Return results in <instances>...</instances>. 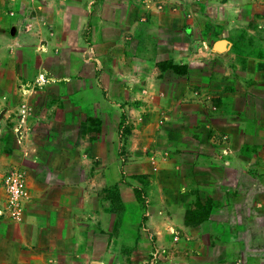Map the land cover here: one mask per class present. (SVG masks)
Instances as JSON below:
<instances>
[{
	"label": "rangeland",
	"instance_id": "374dc122",
	"mask_svg": "<svg viewBox=\"0 0 264 264\" xmlns=\"http://www.w3.org/2000/svg\"><path fill=\"white\" fill-rule=\"evenodd\" d=\"M141 1L146 7L139 12L125 5L124 20L173 15L183 30L173 37L182 44L200 40L201 50L187 45V62L158 63L162 92L111 91L101 81L90 90L81 76L29 74L31 91L17 87L6 95L11 106L0 104V151L7 159L1 215L23 220L7 208L5 181L13 172L28 193L24 211L37 190L48 197L57 186L83 207L80 188L66 184L84 179L92 195L98 191L87 198L91 212L76 215L74 231V220L62 229L42 220V264H264V61L245 59L262 55L264 28L250 33L242 12L233 19L210 0ZM153 34L164 45L172 40L156 26ZM217 39L229 47L216 51ZM187 211L207 218L174 221Z\"/></svg>",
	"mask_w": 264,
	"mask_h": 264
},
{
	"label": "crops",
	"instance_id": "0c3cea01",
	"mask_svg": "<svg viewBox=\"0 0 264 264\" xmlns=\"http://www.w3.org/2000/svg\"><path fill=\"white\" fill-rule=\"evenodd\" d=\"M95 1L98 3L94 4ZM134 1L136 5H133ZM215 2L226 7L233 19V14L242 12L239 17L250 33L264 28V0H210L211 6L215 7ZM125 5L138 12L142 11L141 7H146L141 0H0V92L3 93L0 104L11 106L6 95L17 87L22 94L30 92L26 77L43 72H51L57 77H84L90 90L98 89L101 81L111 91L141 92V87L149 86L162 92L165 85L158 63L164 58L185 63L191 57L187 45L197 52L202 48V41L178 42L173 34L183 30L176 23L180 18L173 15H167L161 22L154 16L139 19L137 14L124 20ZM155 26L159 33L166 30L172 34L168 45H164L160 35L153 34ZM218 40L213 43L216 51L222 52L229 47L225 39L224 49L219 50L216 47ZM262 50L261 56L247 54L245 59L264 61V46ZM33 53H36L35 57ZM198 57L202 59L201 55ZM32 58L34 68L29 72ZM98 135L104 137H100L101 133ZM2 153L0 151V170L7 163ZM98 170L101 171V165ZM99 184L95 188H99ZM66 185L80 188L79 196L83 202L86 199L83 207H80L78 196L65 187H53L55 190L48 197L41 196L37 190L39 194L35 193L37 195L26 204L23 220L16 223L1 215L6 200L0 199V264H42V220L53 219L52 224L56 221L59 229L65 221L74 220L70 225L74 231L76 215L80 211L90 214L93 202L89 204L87 198L98 195V191L92 195L93 184L78 179ZM171 215H175L174 210ZM185 215L180 212L173 219L184 225ZM151 220L149 217L148 224Z\"/></svg>",
	"mask_w": 264,
	"mask_h": 264
},
{
	"label": "built area",
	"instance_id": "2783aa9c",
	"mask_svg": "<svg viewBox=\"0 0 264 264\" xmlns=\"http://www.w3.org/2000/svg\"><path fill=\"white\" fill-rule=\"evenodd\" d=\"M7 208L11 217L21 219L24 213L23 201L28 193L22 175L17 171L11 173L6 181Z\"/></svg>",
	"mask_w": 264,
	"mask_h": 264
},
{
	"label": "trees",
	"instance_id": "16d2710c",
	"mask_svg": "<svg viewBox=\"0 0 264 264\" xmlns=\"http://www.w3.org/2000/svg\"><path fill=\"white\" fill-rule=\"evenodd\" d=\"M207 218V216L205 215H201L195 218H190V211H187L186 215H185V222L186 224H198L203 222L205 219Z\"/></svg>",
	"mask_w": 264,
	"mask_h": 264
},
{
	"label": "water",
	"instance_id": "95a60500",
	"mask_svg": "<svg viewBox=\"0 0 264 264\" xmlns=\"http://www.w3.org/2000/svg\"><path fill=\"white\" fill-rule=\"evenodd\" d=\"M226 42L227 41L225 39H220V40L217 41L216 47L219 50H222V49H224ZM95 264H103V263L101 261H95Z\"/></svg>",
	"mask_w": 264,
	"mask_h": 264
}]
</instances>
